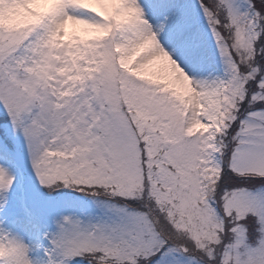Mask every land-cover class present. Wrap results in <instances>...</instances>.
<instances>
[{"label":"snow or ice","instance_id":"6c2138e0","mask_svg":"<svg viewBox=\"0 0 264 264\" xmlns=\"http://www.w3.org/2000/svg\"><path fill=\"white\" fill-rule=\"evenodd\" d=\"M0 264H264V0H0Z\"/></svg>","mask_w":264,"mask_h":264}]
</instances>
